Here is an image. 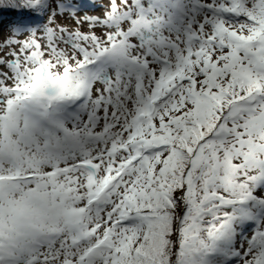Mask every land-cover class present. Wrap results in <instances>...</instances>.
Returning a JSON list of instances; mask_svg holds the SVG:
<instances>
[{"label": "snow or ice", "instance_id": "snow-or-ice-1", "mask_svg": "<svg viewBox=\"0 0 264 264\" xmlns=\"http://www.w3.org/2000/svg\"><path fill=\"white\" fill-rule=\"evenodd\" d=\"M4 8L0 264H264V0Z\"/></svg>", "mask_w": 264, "mask_h": 264}, {"label": "rangeland", "instance_id": "rangeland-1", "mask_svg": "<svg viewBox=\"0 0 264 264\" xmlns=\"http://www.w3.org/2000/svg\"><path fill=\"white\" fill-rule=\"evenodd\" d=\"M100 2H103V0H101ZM90 14H92V15H101V13H99V12H93V13H90ZM12 22H15V20L10 21V23H8V24H4L5 26L3 27V29L5 31H7V29L12 24ZM61 23L65 24L69 28H73L74 27V25H73V23L71 21H61ZM84 30H87V25L84 26ZM247 235L249 236V238L251 237V235H252L251 230H249V232L247 233ZM244 246H245V248L247 247V243L246 242H245V245Z\"/></svg>", "mask_w": 264, "mask_h": 264}, {"label": "trees", "instance_id": "trees-1", "mask_svg": "<svg viewBox=\"0 0 264 264\" xmlns=\"http://www.w3.org/2000/svg\"><path fill=\"white\" fill-rule=\"evenodd\" d=\"M12 9H7V8H4V9H0V20L4 18L5 16V13L7 14V12L11 11Z\"/></svg>", "mask_w": 264, "mask_h": 264}]
</instances>
